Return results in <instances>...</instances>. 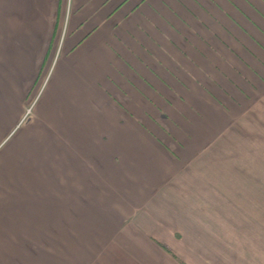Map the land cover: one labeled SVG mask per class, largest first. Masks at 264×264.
<instances>
[{"label": "crops", "instance_id": "crops-1", "mask_svg": "<svg viewBox=\"0 0 264 264\" xmlns=\"http://www.w3.org/2000/svg\"><path fill=\"white\" fill-rule=\"evenodd\" d=\"M61 41L59 95L118 110L0 218V264H264V0H0V95H28ZM194 57L219 92H175V71L204 82L175 63Z\"/></svg>", "mask_w": 264, "mask_h": 264}, {"label": "rangeland", "instance_id": "rangeland-1", "mask_svg": "<svg viewBox=\"0 0 264 264\" xmlns=\"http://www.w3.org/2000/svg\"><path fill=\"white\" fill-rule=\"evenodd\" d=\"M192 38L198 39L199 36ZM61 46L62 41L44 78L32 86L28 95L27 89L21 90L26 85L16 82L9 85L5 95H0V218L9 219V213L17 216L20 213L14 211L20 210L22 203H35L39 196L37 194L44 196L52 193L53 178H63L69 174L70 164L64 158L70 154L85 155V152L77 149V145H85L87 142L82 140H91L92 134L96 135L95 138L102 135L101 132L79 131V123L84 124L83 127L86 126L85 123L99 126L106 116L112 120L113 112L104 114L107 103L110 111L118 110L111 93L59 95L63 91V83H56V89L54 77L59 61L64 58H59L61 52L63 53ZM193 54L197 55V52ZM189 61L190 66H186L187 68H182L179 62L175 63L179 64V68L188 78L195 80L197 77L203 81L201 76L204 75V82L182 84L179 73L175 71L173 80L180 82L179 85L174 84L175 92L182 90L190 95H212L215 87H218L215 89L219 92L217 78L221 70L210 66L214 61H206L205 66H197L198 60L195 57ZM93 109L96 113L92 117L90 112ZM87 113L90 114L88 122L85 120ZM63 183L65 184L64 181Z\"/></svg>", "mask_w": 264, "mask_h": 264}]
</instances>
